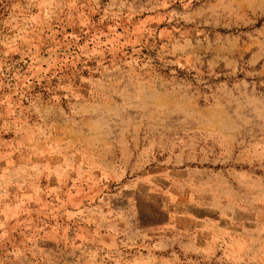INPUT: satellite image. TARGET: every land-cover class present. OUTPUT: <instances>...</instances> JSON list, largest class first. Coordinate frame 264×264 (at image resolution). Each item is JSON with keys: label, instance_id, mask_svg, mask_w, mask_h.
Listing matches in <instances>:
<instances>
[{"label": "rangeland", "instance_id": "1", "mask_svg": "<svg viewBox=\"0 0 264 264\" xmlns=\"http://www.w3.org/2000/svg\"><path fill=\"white\" fill-rule=\"evenodd\" d=\"M0 264H264V0H0Z\"/></svg>", "mask_w": 264, "mask_h": 264}]
</instances>
